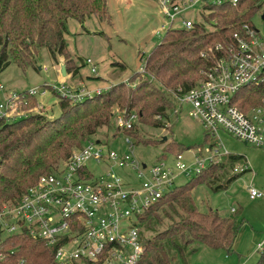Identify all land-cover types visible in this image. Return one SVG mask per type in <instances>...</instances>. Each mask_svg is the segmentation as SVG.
<instances>
[{
  "label": "trees",
  "instance_id": "trees-1",
  "mask_svg": "<svg viewBox=\"0 0 264 264\" xmlns=\"http://www.w3.org/2000/svg\"><path fill=\"white\" fill-rule=\"evenodd\" d=\"M263 7L264 0L205 4L203 9L209 11L205 21L212 23L214 29L208 30L205 23L198 22L190 29H167L160 43L147 55L144 71L140 72L141 81L135 87L120 82L107 92L95 93L81 101L61 100L60 114L53 119L39 114L14 119L0 116V209L7 202H18L41 174L56 168L92 135L104 127L111 129L115 105L127 111L137 110L142 123L162 127L160 118H167L168 111L177 106L155 81L174 91L180 88L181 93L195 86L204 77V71L215 63L217 44L226 47L233 42L234 33L244 32V24L253 25L252 18ZM90 16L111 22L108 0H0V69L11 63L24 71L36 67L35 57L42 48L54 60L57 55L67 57L64 35L68 32V20L81 23ZM64 67L66 73L75 74L76 67L72 64ZM262 97L264 86L247 87L237 104L248 111ZM136 128L127 133L139 142L152 144L154 140H143ZM166 146L167 150H178H165L172 154L197 148L176 140ZM243 157L232 154L221 164L208 166L140 215L143 230L153 233L149 237L144 234L146 250L137 264H188L190 256L204 246L233 251L246 219L236 210L228 214L201 210L195 191L201 184L215 191L226 188L238 175L250 170L233 173L236 163H248ZM0 254V264H57L54 248L25 232L7 236L0 243ZM256 264H264V249Z\"/></svg>",
  "mask_w": 264,
  "mask_h": 264
},
{
  "label": "built area",
  "instance_id": "built-area-1",
  "mask_svg": "<svg viewBox=\"0 0 264 264\" xmlns=\"http://www.w3.org/2000/svg\"><path fill=\"white\" fill-rule=\"evenodd\" d=\"M226 1L229 0L159 3L173 22L197 5L203 9L205 4ZM171 22L163 28L179 27ZM182 24L190 29L195 21L184 18ZM243 28L244 32L234 33V41L228 46L217 44L215 63L195 86L183 93L180 88L175 92L177 109L189 107V115L202 124L206 138L215 139L207 153L197 147L178 154H161L153 163H145L135 156V142L127 133L139 125V113L116 112L112 117V138L116 142L121 133L124 149L110 147L101 139H90L52 171L41 174L18 202H7L0 209V243L4 234L25 232L52 246L57 264H137L146 250L140 215L171 192L180 175L195 176L232 155L225 148L222 134L264 149V97L248 111L237 104L247 87L264 86V33L254 24H244ZM90 62L86 60V64ZM89 68L92 73L97 72L94 66ZM38 93L37 88L28 91L30 95ZM7 102L0 103V116L4 115ZM188 150H193L188 156L190 161L185 155ZM91 162L104 169L95 173ZM239 166L234 174L251 169L247 162ZM115 168L133 171L136 180L125 182L115 174ZM248 191L251 199L264 196L254 184L248 186ZM257 248L262 251L264 242Z\"/></svg>",
  "mask_w": 264,
  "mask_h": 264
},
{
  "label": "rangeland",
  "instance_id": "rangeland-1",
  "mask_svg": "<svg viewBox=\"0 0 264 264\" xmlns=\"http://www.w3.org/2000/svg\"><path fill=\"white\" fill-rule=\"evenodd\" d=\"M108 9L112 16L111 22L97 16L86 18L84 23L74 19L68 20V32L64 35L69 50L67 57L57 55L54 60L48 50L42 48L35 57L36 67H29L24 71L11 63L4 70L0 69V84L3 87L0 90V103L9 101L1 117L14 119L28 114H39L46 119H53L60 114L61 100L70 103L81 101L95 93L107 92L120 82L135 87L141 81L140 72L144 71L147 55L160 43L166 31L163 26L171 21L163 12L159 0H108ZM202 10L201 5H197L178 15L171 23L182 27V20L190 18L195 22L205 23L208 30H213L214 25L206 22L204 17L209 11L204 9V13ZM263 13L264 7L252 18V22L264 33ZM87 59L91 61L89 65L97 68V72L90 71L89 65L86 64ZM122 63L127 66L123 67ZM65 64L76 67L75 74L70 72L67 80L61 79L60 69ZM136 73L139 75L134 79ZM155 83L171 96L177 106L176 91L170 87H162L157 81ZM33 88L39 89V93L32 95V98L31 95L25 94V91ZM176 109L169 110L167 118H160L163 120L162 127L156 128L140 121L137 127L142 139L154 141L146 145L133 138L136 145L133 150L138 159L153 163L158 156L168 153L165 150L175 149L166 148L167 143L173 140L187 147L201 146L203 152L207 153V148L215 139L206 138L202 124L189 115V107ZM119 111L127 109L115 105L112 117ZM128 112L138 113L137 110ZM114 134V128L104 127L98 134L92 135V139L99 138L110 147L124 149L121 133L116 142L112 138ZM165 137L167 140H164ZM222 139L231 154L246 157L251 169L238 175L226 188L219 191L213 190L207 184L199 185L195 191L196 203L203 211L213 209L224 214L231 213L235 207L238 214L246 219V224L239 233L232 252L204 247L190 256L188 264H256L260 257L261 251L258 250L257 244L264 238V196L252 200L248 186L254 184L264 192V149L240 141L231 134H222ZM126 152L129 153L127 150ZM192 153L193 150L185 153L187 159ZM238 166L239 163H236L235 167ZM90 168L95 173L104 169L94 162L90 163ZM115 174L125 182L136 180V174L127 168H115ZM193 177L180 175L176 181L177 185L185 184ZM256 232L261 236L252 244L251 239ZM152 233L144 231L145 237L151 236ZM6 237V234L2 235V239Z\"/></svg>",
  "mask_w": 264,
  "mask_h": 264
},
{
  "label": "crops",
  "instance_id": "crops-1",
  "mask_svg": "<svg viewBox=\"0 0 264 264\" xmlns=\"http://www.w3.org/2000/svg\"><path fill=\"white\" fill-rule=\"evenodd\" d=\"M84 22H85V21H84ZM84 22H83V23H84ZM38 69H40V68H38ZM60 70H61V69H60ZM70 75H71L70 73H66L65 76H63V75L61 74V76H62L61 79H65V80H67V78L70 77ZM252 200H254V199H252ZM233 209H235V207L232 208V211H233ZM235 210H236V209H235ZM245 224H246V223H245ZM245 224H244L243 228L245 227ZM243 228H242V230H243ZM247 228H248V227H246V229H247ZM260 236H261V234H260L259 232H256V234H253L252 239H251V240H252L251 243H252V244L255 243V242H256V238H259ZM262 236H263V235H262ZM261 242H264V238H263L261 241H259V243H261ZM259 243H258V244H259ZM258 244H257V247H258ZM204 247H206V246H204ZM204 247H202V248H204ZM202 248H201V249H202Z\"/></svg>",
  "mask_w": 264,
  "mask_h": 264
},
{
  "label": "water",
  "instance_id": "water-1",
  "mask_svg": "<svg viewBox=\"0 0 264 264\" xmlns=\"http://www.w3.org/2000/svg\"><path fill=\"white\" fill-rule=\"evenodd\" d=\"M262 19H264V13L262 14ZM61 74H62L63 76L66 75V71H65V67H64V65L61 66ZM164 140H167V137H165Z\"/></svg>",
  "mask_w": 264,
  "mask_h": 264
}]
</instances>
